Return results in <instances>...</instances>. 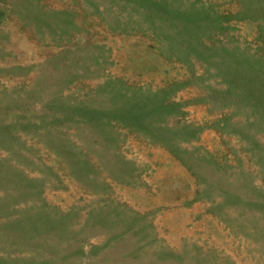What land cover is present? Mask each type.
Instances as JSON below:
<instances>
[{
    "label": "rangeland",
    "instance_id": "obj_1",
    "mask_svg": "<svg viewBox=\"0 0 264 264\" xmlns=\"http://www.w3.org/2000/svg\"><path fill=\"white\" fill-rule=\"evenodd\" d=\"M0 264H264V0H0Z\"/></svg>",
    "mask_w": 264,
    "mask_h": 264
}]
</instances>
